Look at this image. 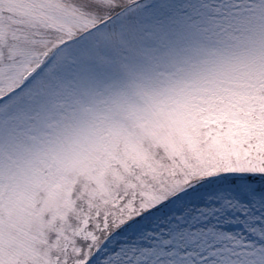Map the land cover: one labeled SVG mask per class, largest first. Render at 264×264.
I'll use <instances>...</instances> for the list:
<instances>
[{
    "label": "snow or ice",
    "instance_id": "6c2138e0",
    "mask_svg": "<svg viewBox=\"0 0 264 264\" xmlns=\"http://www.w3.org/2000/svg\"><path fill=\"white\" fill-rule=\"evenodd\" d=\"M0 264H264V0H0Z\"/></svg>",
    "mask_w": 264,
    "mask_h": 264
}]
</instances>
